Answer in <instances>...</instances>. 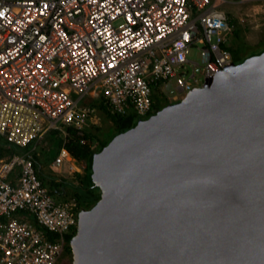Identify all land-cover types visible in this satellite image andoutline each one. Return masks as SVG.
Returning <instances> with one entry per match:
<instances>
[{
	"label": "built area",
	"instance_id": "1",
	"mask_svg": "<svg viewBox=\"0 0 264 264\" xmlns=\"http://www.w3.org/2000/svg\"><path fill=\"white\" fill-rule=\"evenodd\" d=\"M0 13V135L31 146L0 159V264H57L80 206L56 199L38 177L37 141L56 131L62 143L50 167L61 172L67 162L71 173L68 130L87 145L97 122L87 98L144 118L157 84L172 94L197 87L194 72H178L193 45H202L204 81L233 62V23L217 0H0Z\"/></svg>",
	"mask_w": 264,
	"mask_h": 264
},
{
	"label": "water",
	"instance_id": "2",
	"mask_svg": "<svg viewBox=\"0 0 264 264\" xmlns=\"http://www.w3.org/2000/svg\"><path fill=\"white\" fill-rule=\"evenodd\" d=\"M72 264H264V50L114 135Z\"/></svg>",
	"mask_w": 264,
	"mask_h": 264
},
{
	"label": "rangeland",
	"instance_id": "3",
	"mask_svg": "<svg viewBox=\"0 0 264 264\" xmlns=\"http://www.w3.org/2000/svg\"><path fill=\"white\" fill-rule=\"evenodd\" d=\"M220 8L223 9L226 14L229 16L231 21H233V29H237L238 35L235 36L234 34H230L229 36V46L234 50L238 51L239 58H243L248 54H255L264 50V2L262 1H254V0H226V2H220L217 0ZM221 3V4H220ZM202 47L201 44H196L190 47L189 53L187 55V59L191 62L184 63L183 67L178 69L179 73L188 72L190 75L192 72L195 73V79L197 80L194 85L201 86L204 82V72H203V65L201 62L200 56V48ZM192 62H197L199 66L194 67ZM237 62V61H235ZM187 78V77H185ZM192 81V79H191ZM173 86L176 85L175 80H172ZM162 83L157 84V86L153 87L152 90V97L153 99L163 106L164 104L174 103L171 96L173 94H177L179 100L182 99L186 93H179L177 90L174 93H170L163 89ZM98 99L94 100L92 98H87V102L91 105L97 103ZM99 102V101H98ZM96 116L97 122L95 124L89 125L87 128L88 131L94 134L93 137H90L89 143L87 144L91 148H96L98 145L99 140H107L112 134L118 131V128L114 127V123L112 120L105 116V113L102 112L96 105ZM150 115L145 116L144 118L149 117ZM134 122L137 121V117L135 116ZM55 140H58L54 134L46 133L44 137L37 141L34 146V149L31 152L35 153V157L38 162V168L41 170L42 173L46 174L47 176H55L61 177L66 181L71 180L72 185L66 184L67 192L63 197H56V199L63 198L65 199L67 196L71 197V192H77L83 201H86L91 196L89 193H96L99 195L100 190H98L95 186L90 184V180L88 177L81 178L78 181V177L75 175L76 172L83 174L86 172L85 162L84 161H73L74 166L76 167L74 171L71 173L67 172V167L69 163H64L62 166L61 172L53 170L50 167V163L52 162L54 150H53V143ZM31 149V147H30ZM6 155L0 157V159L6 158ZM48 157H51L49 163L47 162ZM78 169V170H77ZM91 173L90 170H87V173ZM37 173V171H36ZM38 175V173H37ZM90 177V174H89ZM91 179V178H90ZM74 185V183H78ZM54 196V195H53ZM55 197V196H54ZM85 204V203H84ZM85 206V205H84ZM84 207L81 206L80 210ZM32 219L31 216H29ZM73 236L76 232V227H72ZM70 235V234H69ZM67 244V242H66ZM66 249V247H65ZM72 253H65V250L58 260L57 264H72Z\"/></svg>",
	"mask_w": 264,
	"mask_h": 264
},
{
	"label": "trees",
	"instance_id": "4",
	"mask_svg": "<svg viewBox=\"0 0 264 264\" xmlns=\"http://www.w3.org/2000/svg\"><path fill=\"white\" fill-rule=\"evenodd\" d=\"M231 22L233 23V21H231ZM238 32L239 31L234 28L231 31V34H234L235 36H237ZM229 49L231 50V53H232L233 62L237 61V63H238V62L242 61L243 59H245L247 56L252 55V54H248L246 56H243V58L240 59L237 49H236V51H234L230 46H229ZM98 101H97V103H94L92 105H96L102 112H104L105 116L107 118H109L110 120H112V122L114 123V127L118 128L119 130L116 131L114 134H112V136H110L107 140H104V141L99 140L98 145L94 149L89 147L88 145L81 144L79 142V137L76 135L75 131L71 128L68 130V136H67V140L65 142V147L70 152V154L75 158V160L85 162L84 170L86 172H84L83 174H80L78 172L75 173V175L78 177V181L81 178L88 177L90 180V184H92V185H93V183L89 177L90 172L87 173V170H90V167H91V156H92V154L96 151H99L102 147H104L111 140V138L114 135H116L119 132H122V131L129 129L130 127H132L133 125L136 124V122H134L135 121L134 118L136 116L135 113L130 111L125 115H119V114L112 111L111 106L107 102L106 99H104L103 97H100V98H98ZM163 106H165V104ZM163 106H160V104H158L152 97V111L147 115H151L153 112L155 113V111L159 110ZM138 118L139 117H137V120H138ZM49 133L54 134L58 139V140H55L53 143V150H54V154L52 156V158H53L54 156H56V154H57V152L61 146L62 140L57 136L56 131L52 130V131H49L48 134ZM85 136L90 138V137H93L94 134L91 133L90 131H88ZM30 147L31 146L19 147L17 145L10 144L9 142L6 141V139L2 135H0V157H2L3 155L10 156L12 154H22V153L28 151L30 149ZM32 156H33V160H34V167L38 173V177L46 185V176L47 175L42 173L41 170L38 168V162H37V159L35 157L34 152H32ZM50 160H51V157H48L47 162L49 163ZM77 184H79V182ZM96 188L99 190L98 187H96ZM50 194L53 195L52 192H50ZM89 194L91 195L89 197V199L86 201H83V198H81V196L77 192H73V191L71 192V196L76 198L79 206L80 207L83 206L84 208L92 207L100 197V193H99V195L96 193L94 194L92 192ZM67 197H69V196H67ZM71 235L72 234L66 236L67 244L65 247H66L68 252L71 251L70 246H69V242H70V239L72 237ZM49 237L52 238L53 236L50 235Z\"/></svg>",
	"mask_w": 264,
	"mask_h": 264
},
{
	"label": "flooded vegetation",
	"instance_id": "5",
	"mask_svg": "<svg viewBox=\"0 0 264 264\" xmlns=\"http://www.w3.org/2000/svg\"><path fill=\"white\" fill-rule=\"evenodd\" d=\"M235 63H237V62H235ZM66 184L72 185V181L71 180L66 181L61 177L59 178V177H55V176H46V186H47L48 190L53 193L55 198L56 197H63L66 194V192H67ZM74 185H77V183H74ZM65 253L68 254V253H71V251L68 252L67 249H65Z\"/></svg>",
	"mask_w": 264,
	"mask_h": 264
},
{
	"label": "snow or ice",
	"instance_id": "6",
	"mask_svg": "<svg viewBox=\"0 0 264 264\" xmlns=\"http://www.w3.org/2000/svg\"><path fill=\"white\" fill-rule=\"evenodd\" d=\"M0 15H3V13H0Z\"/></svg>",
	"mask_w": 264,
	"mask_h": 264
}]
</instances>
